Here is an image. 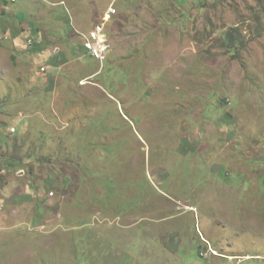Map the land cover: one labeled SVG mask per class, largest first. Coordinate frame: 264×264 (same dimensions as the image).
<instances>
[{"label": "rangeland", "instance_id": "rangeland-1", "mask_svg": "<svg viewBox=\"0 0 264 264\" xmlns=\"http://www.w3.org/2000/svg\"><path fill=\"white\" fill-rule=\"evenodd\" d=\"M19 1L0 185L38 198L0 205V264H264V0ZM110 7L106 61L76 60Z\"/></svg>", "mask_w": 264, "mask_h": 264}, {"label": "crops", "instance_id": "crops-1", "mask_svg": "<svg viewBox=\"0 0 264 264\" xmlns=\"http://www.w3.org/2000/svg\"><path fill=\"white\" fill-rule=\"evenodd\" d=\"M23 2V4L21 5V3ZM19 3H20V5L21 6H23V11L24 10H26L27 8H28V6H31L30 5V3L27 1L26 2V0H23V1H19ZM18 4V0H17V3H15V4H11L10 2H9V0H0V17H2V15H3V13L4 12H6L7 10H8V7L9 6H14V5H17ZM63 5V6H62ZM61 5V7H63V9L66 11V12H70V11H68V9L64 6V4H62ZM65 7V8H64ZM25 12V11H24ZM16 14V13H15ZM15 14L12 16V17H15ZM20 14L18 13V17H21V15L19 16ZM18 17H16L15 19H17ZM70 20H71V23H72V18H71V15H70ZM8 22H10L9 20H7ZM93 25H95V23L93 24ZM93 27V26H92ZM91 27V28H92ZM74 32L75 33H79L80 31L79 30H74L73 29V27H72V31L70 32V34L72 33V35L73 36H75V34H74ZM70 34L67 36V38H65V37H63L61 34V36L63 37L62 39H63V41L64 42H68V41H70V39L68 38L69 36H70ZM12 37V36H11ZM76 37L78 38V36L76 35ZM54 39H56V37H54ZM80 39V38H79ZM80 41V43L78 44V43H76V41L75 42H71L72 44H71V46H73V49H72V51H71V55H72V53H75V54H73V55H75V59L77 60L78 58V54H76V51H78V53H79V55L81 56V53H80V50L78 49V47L77 46H81L82 47V49H84V47H83V42H82V40L80 39L79 40ZM33 44V43H32ZM32 44H30V46L32 47ZM35 44V43H34ZM44 48V47H43ZM43 50V49H42ZM85 50V49H84ZM85 52H86V50H85ZM59 53H60V51H59V49H57V48H55L54 50H53V57H56V56H58L59 55ZM86 55L91 59V57L89 56V54L86 52ZM80 58V57H79ZM92 60V59H91ZM51 61L53 62L54 60H52L51 59ZM94 61V60H93ZM95 62V61H94ZM96 63V62H95ZM84 66V65H83ZM56 66H55V64L53 65V67H52V70H55L56 68H55ZM51 69V68H50ZM52 70H50V76L53 74V71ZM95 75H97V74H94L93 72L92 73H89L88 74V76L87 77H93V76H95ZM56 77H54V76H52V78L51 79H55ZM0 159H1V161H0V175H2V174H7V175H12V174H14L15 176H17V174L18 175H20V173H21V166L19 167V170L18 171H16L15 173H13V171H14V168H13V164H12V161L11 160H9V161H7V160H4V159H2L1 157H0ZM16 182L17 181H14V180H12V181H9V182H5V184L4 185H0V187H1V189H2V194H4L3 196H0L1 197V201H0V205H4V207H6V208H8V209H10V213L11 214H14L15 212H16V209H18L19 207H21V206H23L24 204H28V203H31L32 202V198L35 200L36 198H38V196H37V194H33V192L32 193H30V191L28 190V189H26V191L25 192H23V193H20V192H18V193H14L13 191L15 190V189H17L18 188V186H16ZM1 184V183H0ZM18 195H20L21 196V199L19 200V201H16L17 199H16V197L18 196ZM2 198H3V200H2ZM39 198H41V197H39ZM4 201V202H3ZM38 203V202H37ZM6 204H10L11 205V208H9V207H7L8 205H6ZM1 226V225H0Z\"/></svg>", "mask_w": 264, "mask_h": 264}, {"label": "built area", "instance_id": "built-area-1", "mask_svg": "<svg viewBox=\"0 0 264 264\" xmlns=\"http://www.w3.org/2000/svg\"><path fill=\"white\" fill-rule=\"evenodd\" d=\"M11 4L17 3V0H10ZM116 14V10L113 7L108 8L102 21L95 24L92 29L86 34L82 35V44L86 52L89 54L92 60L98 63L100 66L106 61L107 52L109 49L106 39V32L103 30L106 21ZM45 72V69H40ZM13 131V130H12ZM206 252L215 255L210 248H207Z\"/></svg>", "mask_w": 264, "mask_h": 264}, {"label": "trees", "instance_id": "trees-1", "mask_svg": "<svg viewBox=\"0 0 264 264\" xmlns=\"http://www.w3.org/2000/svg\"><path fill=\"white\" fill-rule=\"evenodd\" d=\"M234 29L235 28H230V30L226 33V39L224 40L223 43L228 51L237 52L240 49L242 43L240 40L236 38V35H235L236 29L235 30ZM76 264H78L77 261H76Z\"/></svg>", "mask_w": 264, "mask_h": 264}, {"label": "bare ground", "instance_id": "bare-ground-1", "mask_svg": "<svg viewBox=\"0 0 264 264\" xmlns=\"http://www.w3.org/2000/svg\"><path fill=\"white\" fill-rule=\"evenodd\" d=\"M43 69V68H42Z\"/></svg>", "mask_w": 264, "mask_h": 264}, {"label": "clouds", "instance_id": "clouds-1", "mask_svg": "<svg viewBox=\"0 0 264 264\" xmlns=\"http://www.w3.org/2000/svg\"><path fill=\"white\" fill-rule=\"evenodd\" d=\"M207 250V249H206Z\"/></svg>", "mask_w": 264, "mask_h": 264}]
</instances>
